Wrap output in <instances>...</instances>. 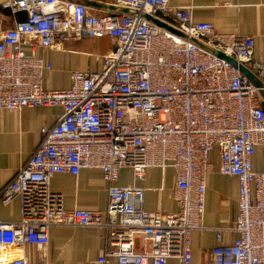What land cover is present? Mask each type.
Listing matches in <instances>:
<instances>
[{"label":"built area","instance_id":"built-area-1","mask_svg":"<svg viewBox=\"0 0 264 264\" xmlns=\"http://www.w3.org/2000/svg\"><path fill=\"white\" fill-rule=\"evenodd\" d=\"M170 0H111L128 13L100 17L88 8L59 0H5L1 7L26 19L0 32V111L60 107L51 128L13 178L0 190V206L20 200L17 222L0 220V249L30 244L43 250L50 228H95L104 233L98 264H192L191 234L204 229L210 156L217 151L219 174L238 182L237 215L232 228H216L210 264H264V171L252 158L264 145V65L253 62L251 36L220 34L196 21L192 7L173 8ZM178 34L160 28L146 16ZM84 37L113 39L99 72L70 74L66 89L47 90L42 82L51 63L37 49L62 50ZM28 49V52L25 51ZM250 64L263 78L256 88L237 67L216 53ZM173 169L175 213L143 209L148 170ZM99 170L107 183L104 212L66 210L51 190L56 175L77 177ZM129 169L133 185L117 186ZM223 231L237 236L220 245ZM137 236L144 247L136 250ZM151 249L146 251V244ZM0 264L30 262L23 256Z\"/></svg>","mask_w":264,"mask_h":264},{"label":"crops","instance_id":"crops-1","mask_svg":"<svg viewBox=\"0 0 264 264\" xmlns=\"http://www.w3.org/2000/svg\"><path fill=\"white\" fill-rule=\"evenodd\" d=\"M0 0V32L13 28L26 19L24 12L12 14L3 9ZM85 6L96 17L104 14L123 12L114 8L111 0H59ZM173 8L192 7L196 21L212 23L220 34L251 36L254 39L253 62L264 65V0H170ZM114 40L108 37L93 39L84 37L80 41L65 43L62 50L37 49L36 56H41L51 63V70L44 72L42 86L47 90L66 89L70 85L73 71L85 70L99 72L102 59L114 47ZM28 52V49L25 48ZM263 84V78L253 71L250 64H244ZM264 93V91H263ZM264 99V94L262 95ZM62 113L60 107H39L37 109L0 111V190L9 183L15 173L32 155L43 136L42 128H51ZM213 171L207 176L205 192V214L202 220L204 229L191 234L192 264H210L211 252L219 245L215 242L216 228L231 229L237 215L238 182L234 177L219 174L217 151L210 156ZM253 171H264V145L256 148L252 158ZM173 169L161 172L148 170L143 181L135 185L143 188V209L146 212L164 214L177 212V203L173 200L172 190L175 185ZM117 186L133 185L129 169L120 171ZM51 190L60 194L63 207L73 210L78 207L86 210L104 212L107 205V183L103 182L99 170H84L75 177L56 175L51 180ZM20 216V200L14 197L9 205L0 206V220L5 223L17 222ZM49 244L43 250L27 244L20 250L3 251L0 257L7 259L23 256L30 262L45 261L49 264H98L97 259L104 250V233L95 228L52 227ZM232 231H223L220 245L231 244L236 238ZM136 250L144 247L143 239L137 236ZM146 244V251L151 245ZM108 264H116L113 257L107 258ZM169 264H178L170 260Z\"/></svg>","mask_w":264,"mask_h":264},{"label":"water","instance_id":"water-1","mask_svg":"<svg viewBox=\"0 0 264 264\" xmlns=\"http://www.w3.org/2000/svg\"><path fill=\"white\" fill-rule=\"evenodd\" d=\"M118 8V7H115ZM118 9H122L123 12L121 11V13H128L127 10L123 9V8H118ZM146 20H150L152 22H154L156 25H158L160 28H165L166 30L174 33V34H178L175 30H173L171 27H169L168 25H166L165 23H161L158 22L157 20L152 19L150 16H146L145 17ZM216 55L222 59L225 60L227 63L229 62L232 66L237 67L240 71V73L242 74L243 77H246V79L252 83L256 88L261 89L262 88V83L259 82L257 80V78L254 76V74L245 66H242L241 64H238L235 59H233L232 57H226L224 56L222 53L217 52ZM261 94L263 95V90L261 89Z\"/></svg>","mask_w":264,"mask_h":264}]
</instances>
